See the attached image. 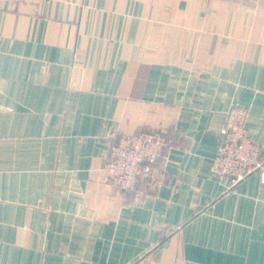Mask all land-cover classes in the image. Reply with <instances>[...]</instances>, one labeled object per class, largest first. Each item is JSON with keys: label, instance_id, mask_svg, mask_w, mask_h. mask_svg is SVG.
Masks as SVG:
<instances>
[{"label": "crops", "instance_id": "crops-1", "mask_svg": "<svg viewBox=\"0 0 264 264\" xmlns=\"http://www.w3.org/2000/svg\"><path fill=\"white\" fill-rule=\"evenodd\" d=\"M234 101L264 160V0H0V264H264V173L211 171ZM156 127L115 189L108 140Z\"/></svg>", "mask_w": 264, "mask_h": 264}, {"label": "built area", "instance_id": "built-area-1", "mask_svg": "<svg viewBox=\"0 0 264 264\" xmlns=\"http://www.w3.org/2000/svg\"><path fill=\"white\" fill-rule=\"evenodd\" d=\"M246 117L247 108L239 101H234L227 109L217 151L211 159V171L216 177L228 176L235 183L253 171L264 173L260 145L251 139ZM170 144L165 131L159 127L116 133L108 140L103 164L108 182L121 191L153 182L155 163Z\"/></svg>", "mask_w": 264, "mask_h": 264}]
</instances>
